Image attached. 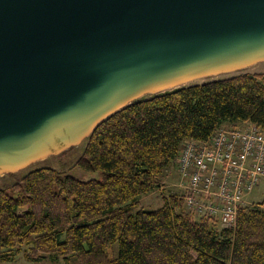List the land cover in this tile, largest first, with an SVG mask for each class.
Wrapping results in <instances>:
<instances>
[{
  "label": "trees",
  "instance_id": "16d2710c",
  "mask_svg": "<svg viewBox=\"0 0 264 264\" xmlns=\"http://www.w3.org/2000/svg\"><path fill=\"white\" fill-rule=\"evenodd\" d=\"M240 121L264 132L263 73L190 84L113 112L92 129L76 160L99 178L39 167L0 188V261L26 247L36 262L264 264V200L238 209L234 227L195 218L171 192L156 208L140 204L160 190L183 142Z\"/></svg>",
  "mask_w": 264,
  "mask_h": 264
},
{
  "label": "water",
  "instance_id": "95a60500",
  "mask_svg": "<svg viewBox=\"0 0 264 264\" xmlns=\"http://www.w3.org/2000/svg\"><path fill=\"white\" fill-rule=\"evenodd\" d=\"M262 49L264 0H0V156L84 132L152 78Z\"/></svg>",
  "mask_w": 264,
  "mask_h": 264
},
{
  "label": "built area",
  "instance_id": "2783aa9c",
  "mask_svg": "<svg viewBox=\"0 0 264 264\" xmlns=\"http://www.w3.org/2000/svg\"><path fill=\"white\" fill-rule=\"evenodd\" d=\"M171 194L196 218L234 227L238 209L264 180V132L249 121L225 122L206 140L183 142Z\"/></svg>",
  "mask_w": 264,
  "mask_h": 264
},
{
  "label": "rangeland",
  "instance_id": "374dc122",
  "mask_svg": "<svg viewBox=\"0 0 264 264\" xmlns=\"http://www.w3.org/2000/svg\"><path fill=\"white\" fill-rule=\"evenodd\" d=\"M242 73H263L264 74V49L255 50L254 52L243 53L241 56L230 60H222L202 66H190L171 71L170 76H157L151 81L145 82L142 86L130 91H122L113 97L111 104L106 109H100L94 115L96 116L87 126L84 132H78L68 126L60 133L57 130H51L35 145L25 147L17 154H2L0 156V188L9 187L19 181L29 171L39 167H50L69 173L79 179L88 180L99 178V172H85L76 166V160L82 154L87 138L100 121L113 113L114 110L120 109L129 102L137 99L148 98L154 94L170 91L179 87L187 86L194 83H202L213 79L225 78ZM164 77V78H163ZM130 92V93H129ZM125 93L124 95H122ZM126 93H128L126 95ZM124 96V97H123ZM118 97V98H117ZM117 98V99H115ZM125 98V99H124ZM10 155L9 159H1ZM164 177V183L159 191L144 197L141 205L146 208H156L161 204V195L171 192V184L177 180L175 164L171 172L167 171ZM264 200V180L247 196L246 206L260 203ZM196 218V217H195ZM26 247L14 256L10 261H0V264H65L64 260L60 262L31 261L25 256ZM109 254H116L117 244L107 249ZM70 261L73 258H69Z\"/></svg>",
  "mask_w": 264,
  "mask_h": 264
},
{
  "label": "crops",
  "instance_id": "0c3cea01",
  "mask_svg": "<svg viewBox=\"0 0 264 264\" xmlns=\"http://www.w3.org/2000/svg\"><path fill=\"white\" fill-rule=\"evenodd\" d=\"M169 171L171 172V168L168 169V172H169ZM167 174H168V173H166L165 176H166ZM165 176H164V177H165ZM163 183H164V178H163V180H162V184H163ZM151 194H152V193H151ZM151 194H150V195H151ZM148 196H149V195H148ZM146 197H147V196H146Z\"/></svg>",
  "mask_w": 264,
  "mask_h": 264
},
{
  "label": "bare ground",
  "instance_id": "6f19581e",
  "mask_svg": "<svg viewBox=\"0 0 264 264\" xmlns=\"http://www.w3.org/2000/svg\"><path fill=\"white\" fill-rule=\"evenodd\" d=\"M209 65V64H208ZM142 86V85H141ZM138 88V87H137ZM130 93V92H129ZM125 93H123L122 95H124ZM128 93H126V95H127ZM119 96V95H118ZM124 97V96H123ZM118 98V97H117ZM117 98H115V99H117ZM125 99V98H124Z\"/></svg>",
  "mask_w": 264,
  "mask_h": 264
}]
</instances>
